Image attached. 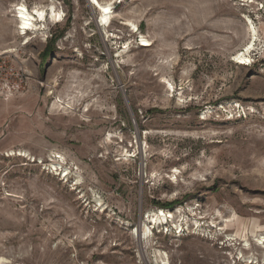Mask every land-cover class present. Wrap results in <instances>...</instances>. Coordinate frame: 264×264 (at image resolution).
<instances>
[{
  "label": "rangeland",
  "instance_id": "374dc122",
  "mask_svg": "<svg viewBox=\"0 0 264 264\" xmlns=\"http://www.w3.org/2000/svg\"><path fill=\"white\" fill-rule=\"evenodd\" d=\"M90 1L0 0V264H264V0Z\"/></svg>",
  "mask_w": 264,
  "mask_h": 264
},
{
  "label": "bare ground",
  "instance_id": "6f19581e",
  "mask_svg": "<svg viewBox=\"0 0 264 264\" xmlns=\"http://www.w3.org/2000/svg\"><path fill=\"white\" fill-rule=\"evenodd\" d=\"M90 1V0H89ZM91 4L95 5L99 9L100 17L99 24H103L104 26L110 25L112 20L111 15V5L108 2L101 3L98 0H91ZM21 5H23V9H21ZM46 17H51L55 19V21H60L62 18V13L60 11H57L53 5H49L47 8L43 7H34L33 9L29 10L24 4H20L17 7L16 11V18L19 22V28L24 29L26 31L28 30H39L40 28L43 29V25H41V22H44ZM250 27V41L249 43L243 48L241 51L237 52L233 58L235 63L238 64H248L250 62L249 59V52L254 48L255 41L257 40V33L255 27L252 25V22H249ZM145 41L144 43H141L142 45H148L146 39H143ZM55 103H58V106H60L61 102L60 100H55ZM165 219L166 215H164L163 212H159L157 216H155L154 219H152L154 222H159L160 219ZM146 228V227H145ZM146 231H149L147 229H144L142 234L146 236ZM260 237L258 238V240ZM264 241V237L262 236V240H260V243ZM262 244V243H261ZM246 245V244H245ZM162 264H165L163 261Z\"/></svg>",
  "mask_w": 264,
  "mask_h": 264
},
{
  "label": "built area",
  "instance_id": "2783aa9c",
  "mask_svg": "<svg viewBox=\"0 0 264 264\" xmlns=\"http://www.w3.org/2000/svg\"><path fill=\"white\" fill-rule=\"evenodd\" d=\"M21 29H22V28H21ZM21 31L23 32V34H25V33H26V30H24V29H22ZM53 166H54V165H53Z\"/></svg>",
  "mask_w": 264,
  "mask_h": 264
},
{
  "label": "clouds",
  "instance_id": "9594fccd",
  "mask_svg": "<svg viewBox=\"0 0 264 264\" xmlns=\"http://www.w3.org/2000/svg\"><path fill=\"white\" fill-rule=\"evenodd\" d=\"M20 7H21V9H23V5H21Z\"/></svg>",
  "mask_w": 264,
  "mask_h": 264
}]
</instances>
